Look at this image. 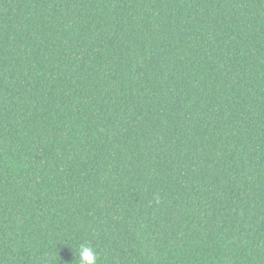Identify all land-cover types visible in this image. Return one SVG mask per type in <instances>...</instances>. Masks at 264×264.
<instances>
[{
    "label": "trees",
    "instance_id": "obj_1",
    "mask_svg": "<svg viewBox=\"0 0 264 264\" xmlns=\"http://www.w3.org/2000/svg\"><path fill=\"white\" fill-rule=\"evenodd\" d=\"M264 264V0H0V264Z\"/></svg>",
    "mask_w": 264,
    "mask_h": 264
},
{
    "label": "clouds",
    "instance_id": "obj_2",
    "mask_svg": "<svg viewBox=\"0 0 264 264\" xmlns=\"http://www.w3.org/2000/svg\"><path fill=\"white\" fill-rule=\"evenodd\" d=\"M80 264H96V254L90 246L81 245L79 250Z\"/></svg>",
    "mask_w": 264,
    "mask_h": 264
}]
</instances>
